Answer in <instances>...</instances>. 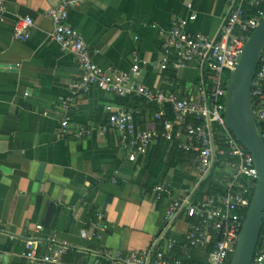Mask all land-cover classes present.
Segmentation results:
<instances>
[{"label": "crops", "instance_id": "obj_1", "mask_svg": "<svg viewBox=\"0 0 264 264\" xmlns=\"http://www.w3.org/2000/svg\"><path fill=\"white\" fill-rule=\"evenodd\" d=\"M61 0H5L0 17V264H32L22 257L25 239L54 237L71 246L64 264H105L92 252L100 248L142 251L163 226L168 199L154 188L166 185L171 198L192 188L196 159L178 158L166 141H156L128 159L108 118L134 111L137 130L155 129L152 109L137 97H118L90 88L77 97L71 122L61 130V102L80 77L75 57L50 40L46 12ZM225 13L224 0H85L68 12L67 24L81 34L98 66L127 72L135 54L140 84L179 98L196 96L200 72L194 68L161 70L160 35L187 20L191 35L214 37ZM34 26L27 40L13 36L18 19ZM173 57L169 58L170 63ZM87 134L75 138L78 129ZM43 170L39 178V167ZM106 197L111 202L102 213ZM55 206L48 227L44 218ZM98 212L103 229L82 239ZM187 220H176L169 236L184 242ZM36 226L43 230L35 231Z\"/></svg>", "mask_w": 264, "mask_h": 264}, {"label": "built area", "instance_id": "obj_2", "mask_svg": "<svg viewBox=\"0 0 264 264\" xmlns=\"http://www.w3.org/2000/svg\"><path fill=\"white\" fill-rule=\"evenodd\" d=\"M84 1L61 0L46 12V17L53 24L50 40L62 52L72 54L80 69L79 80L61 102V130L68 128L79 94L94 87L118 97H137L147 105L160 109L169 106L171 109L174 122H164L161 134L155 129L137 130L132 109L120 110L109 116L108 127L119 135L120 145L129 153L130 161H134L138 152L159 137L168 142L178 141L180 149L196 154V177L189 191L173 199L166 185L154 188L157 199L170 202L160 232L146 249L123 252L100 248L92 254L105 264H230L256 189L258 174L251 155L226 126L225 99L241 50L264 17V0H224L225 13L217 34L212 38L185 31L187 22L195 20V14L161 33V70H166L170 64L173 70L194 68L200 72L196 96L186 98L154 91L140 84V62L135 54L133 65L127 72L104 69L94 63L81 34L67 24L68 12L81 7ZM4 3L5 0H0V17ZM33 26L30 17L18 19L13 27L14 38L27 40ZM170 57L174 59L171 63ZM251 98L257 131L264 146V47L252 81ZM163 115L160 111L154 118L160 120ZM189 120L199 124L187 123ZM174 123L181 128H174ZM84 134L87 131L80 128L75 138L79 139ZM217 164L221 167L219 184L223 191L195 201V190ZM180 218L189 220L182 244L169 236L174 222ZM102 229V215L96 212L88 222V230L81 231L80 237L86 240L97 238V232ZM42 230V226L35 227L37 232ZM23 244L21 255L32 264H64L63 258L72 250L70 245L52 236L28 238ZM251 264H264V210Z\"/></svg>", "mask_w": 264, "mask_h": 264}, {"label": "water", "instance_id": "obj_3", "mask_svg": "<svg viewBox=\"0 0 264 264\" xmlns=\"http://www.w3.org/2000/svg\"><path fill=\"white\" fill-rule=\"evenodd\" d=\"M264 47V17L252 31L243 46L235 69L227 85L225 99L226 126L233 137L251 155L258 179L254 195L249 204L230 264H251L258 243L264 210V146L257 131L251 98L252 81L256 72L262 48ZM3 117L0 116V126ZM43 165L39 167L40 177ZM111 202L104 199L102 210ZM55 206L50 203L44 218L48 227L54 215Z\"/></svg>", "mask_w": 264, "mask_h": 264}, {"label": "trees", "instance_id": "obj_4", "mask_svg": "<svg viewBox=\"0 0 264 264\" xmlns=\"http://www.w3.org/2000/svg\"><path fill=\"white\" fill-rule=\"evenodd\" d=\"M141 99V98H140ZM143 100V99H142ZM144 101V100H143ZM152 109L153 116L156 113H159L160 111H163L164 115L160 120L155 119V130L161 134L163 132V124L166 121L169 122H174L173 115L171 113V109L169 106H165L163 108H158L154 105H149ZM191 122L193 125H198V121L194 120H189L187 123ZM174 128H181L178 126V124L174 123ZM166 142L165 139L159 137L156 140V144L158 149H161L164 146V143ZM172 146H171V152L176 155V158H178L177 162L171 163L170 166H176L179 165L181 160L185 159L186 160H191V159H196V154L189 152V151H184L178 147V141H171ZM220 159L219 161H221ZM221 170L220 164H217L213 171L210 173V175L202 182L200 185L197 187V189L194 192L193 199L196 201L201 200L204 197L216 194V193H221L223 191V187L219 184V181L221 179V175L219 171ZM189 221V220H187ZM208 251V249H207ZM186 263H193L192 261L185 260Z\"/></svg>", "mask_w": 264, "mask_h": 264}]
</instances>
